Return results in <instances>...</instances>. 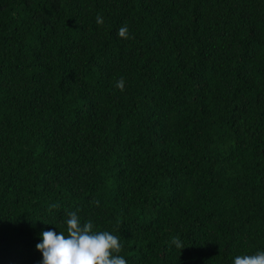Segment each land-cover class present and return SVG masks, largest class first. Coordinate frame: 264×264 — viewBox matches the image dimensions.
<instances>
[{
	"label": "trees",
	"instance_id": "1",
	"mask_svg": "<svg viewBox=\"0 0 264 264\" xmlns=\"http://www.w3.org/2000/svg\"><path fill=\"white\" fill-rule=\"evenodd\" d=\"M68 211L127 264L264 251V0H0V264Z\"/></svg>",
	"mask_w": 264,
	"mask_h": 264
},
{
	"label": "clouds",
	"instance_id": "2",
	"mask_svg": "<svg viewBox=\"0 0 264 264\" xmlns=\"http://www.w3.org/2000/svg\"><path fill=\"white\" fill-rule=\"evenodd\" d=\"M96 19L98 24H103L102 17L97 16ZM118 35L125 39L129 37L127 25L118 29ZM116 87L124 90L123 78L116 83ZM57 207L58 205L53 204L50 210ZM66 215L67 235L61 231L57 234L55 230L41 233L43 240L36 248L43 255L42 264H127L126 259L118 255L122 244L117 236L108 231L94 232L93 223L87 221L81 224L76 211H68ZM172 243L180 250L185 247L179 238H174ZM234 264H264V251L238 255Z\"/></svg>",
	"mask_w": 264,
	"mask_h": 264
}]
</instances>
